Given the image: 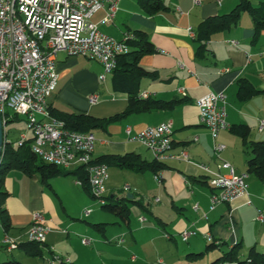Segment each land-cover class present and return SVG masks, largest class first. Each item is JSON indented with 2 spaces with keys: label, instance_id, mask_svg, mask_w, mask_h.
<instances>
[{
  "label": "crops",
  "instance_id": "crops-1",
  "mask_svg": "<svg viewBox=\"0 0 264 264\" xmlns=\"http://www.w3.org/2000/svg\"><path fill=\"white\" fill-rule=\"evenodd\" d=\"M163 3L167 10L149 15L138 2L132 4L121 0L120 10L114 22H103L105 11L98 12L92 21L102 33L118 40H121L127 32H144L155 46L156 51L143 56L140 60V65L153 73V77L143 78L140 81V95L147 94L148 98L165 102L173 100H182L183 102L177 104L173 109L132 114L120 121L106 125L105 128L93 130L92 133L97 138V143L92 159L96 162L102 156L109 154L136 153L143 160L152 162L153 156L152 160H147L140 154L141 150L137 145L141 146V144L128 141L126 129L130 127L132 133L135 134L147 126L170 121L173 124L172 153L179 154L185 151L191 161L216 170L214 141L209 129L200 122L196 101L210 91L225 92L228 100L227 122L229 128L221 131L218 138V142L226 145L222 158L231 163L238 172H247L249 143L264 141V129L259 130L260 120H264V30L255 38L253 19L248 13H245L237 26L213 35L211 40L205 43V50L199 55L200 44L196 40L199 24L210 17L230 13L236 8L239 0H222L221 4L217 0H201L198 5L194 3V0H171L170 3H166V1ZM251 3L254 6H259L264 3V0H251ZM232 41H235L237 45L232 44ZM81 58L85 57H69L64 52L58 55L59 81L56 91L49 99L50 107L94 118H97L94 116L97 115V112L94 111L96 108L106 107L105 119L124 113L128 107V96L118 92H114L115 95L110 97L102 96L100 93L101 84L107 81L108 75L102 80L100 76L103 74V66L97 61L85 58L90 61L86 62ZM124 60L121 57L117 66L121 67V62ZM110 75H112L113 83L115 74L113 72ZM243 82L261 92L247 99L241 98L239 92ZM180 88L187 91V97H182L179 94L178 89ZM92 94L98 96V102L95 104L89 101ZM18 119L19 117L12 118L13 121ZM242 125L249 128L246 139L241 132L237 133L232 130L234 127ZM8 139L14 142L10 139L9 133ZM166 164L167 167L161 172L162 182L157 183L155 178L154 180L160 187L168 190L172 206L178 212L179 216L175 226L177 233L181 238V233L184 230L191 229L198 232L196 236L185 242L190 244L186 257L185 254L178 255V260L174 264H186L187 262L183 258L190 260L204 255L202 250H197L199 248L197 243L196 245L190 243L193 238H202L210 244L218 245L213 248L216 251L209 260L210 264L231 251L236 243L240 244L237 250L238 260L246 261L247 253H243L240 257L239 250L244 245L245 248H248L246 246L247 225L260 222L257 218L260 213L264 214V183L256 176L249 175L247 195L231 204H221L211 211L212 189L208 185V175L196 165L186 161L170 160ZM112 166L114 165L108 166V170ZM76 169L64 170L75 171ZM118 169L128 176L127 184L123 188L112 187L109 189L107 180V197L116 203L120 199L118 194L125 191V186L131 188L129 194L133 195V200L139 203L130 202L133 204L132 209L127 206L129 217L124 222L130 227L131 212L139 217L140 222V218H145L142 211H148L143 202L136 199V196L148 183L147 174L152 173H137ZM152 175L154 177V174ZM60 178L67 179L69 183L81 188L80 192H85L92 197L84 189L83 184H78V181L81 180L73 175H61L48 182H43L40 174L29 176L16 170L5 178L4 188L9 193L5 208L10 216L11 228L7 232L0 225V250H6L1 244L6 234L15 232L20 226L30 228L33 215L40 212L46 217V223L51 228L46 243L41 246L42 259L45 260V264H50L53 255L60 256L67 264H126L124 263L127 261L126 258L123 259L121 256L124 250L121 246L125 245L124 235L122 238L115 239V247L112 245L114 242L106 236V230L102 224L100 227L97 226L100 232L98 235L88 227L46 214L49 211L45 204L46 194H49L48 190L56 192L54 186ZM167 184L168 186H166ZM249 200H251V204L247 203ZM7 201L9 202L7 203ZM24 201L26 205H24ZM156 202H161V200L157 198ZM196 206H198V210H195ZM39 207L41 208L38 210ZM188 209L193 212V219H184L185 214L182 212ZM159 222L165 228L166 224L160 219ZM141 225L144 230L151 224L149 225V221L146 219V222ZM232 225H234V230H232ZM72 233L78 239H73ZM123 234L129 236L127 231ZM208 234L213 238L212 241L206 239L205 236ZM23 237V235H18L16 238L23 242ZM83 237L91 239L92 243L90 245L83 244ZM170 237L167 239L165 236L167 240H176L175 237L171 235ZM254 237L255 244L251 248L254 247L258 251V238L256 235ZM132 238L136 239L133 235ZM131 244L130 249H134V244ZM208 246L207 250H209ZM225 247H227V251H223ZM28 251L35 252L32 248ZM6 252L9 251L6 250ZM25 253L31 256L27 251ZM140 257L142 261L139 264H149L146 255ZM7 260H10L8 256L0 254V263ZM137 260L135 255H132V261ZM157 262L164 264L162 259H158ZM219 264H225V262ZM230 264H237V262Z\"/></svg>",
  "mask_w": 264,
  "mask_h": 264
},
{
  "label": "built area",
  "instance_id": "built-area-1",
  "mask_svg": "<svg viewBox=\"0 0 264 264\" xmlns=\"http://www.w3.org/2000/svg\"><path fill=\"white\" fill-rule=\"evenodd\" d=\"M221 4L222 0H217ZM121 0H0V114L4 125V149L8 139L6 127L14 117H25L32 136L22 134L15 146H22L32 139L31 149L44 162L64 169L83 167L88 175L90 193L101 205L108 202L106 182L108 166L96 163L92 159L97 138L93 133L77 132L66 127V122L55 117L50 110L49 99L57 89L59 74L57 57L64 52L69 57H85L97 61L103 66L102 80L113 73L122 56L130 53V43L136 40L134 32L125 33L121 40L102 33L92 18L105 11L104 21L112 23L120 10ZM196 5L201 0H194ZM237 45L235 41L231 42ZM182 97H187L184 88L178 89ZM142 98H148L142 94ZM90 103L98 102L97 95H91ZM201 124L207 127L214 141L216 170L204 164L195 163L183 151L172 153L173 124L164 122L147 126L133 134L126 129L129 142L139 143L149 150L159 162L182 160L196 165L208 175L212 189L210 210L221 204H231L248 194L249 174L238 172L236 168L222 158L226 145L218 142L221 131L229 128L227 122L228 100L225 92H213L196 101ZM264 129V120H260L259 130ZM157 183L163 180L162 173L154 175ZM82 181L78 184L82 185ZM125 191L131 188L125 186ZM159 201V200H158ZM251 204V200L247 202ZM198 210V206L195 207ZM92 209L83 211L84 218L90 217ZM264 223V214L258 218ZM46 217L37 212L27 232V241L45 244L51 228ZM145 223V218H140ZM1 225V223H0ZM234 230V225H232ZM198 234L197 230L187 229L181 233V239L187 242ZM170 239V235H165ZM212 241L211 235L205 236ZM85 245L92 243L82 238ZM22 240L8 234L1 241L2 247L12 252L18 249ZM61 257L53 256V262Z\"/></svg>",
  "mask_w": 264,
  "mask_h": 264
},
{
  "label": "trees",
  "instance_id": "trees-1",
  "mask_svg": "<svg viewBox=\"0 0 264 264\" xmlns=\"http://www.w3.org/2000/svg\"><path fill=\"white\" fill-rule=\"evenodd\" d=\"M138 3L149 15L167 10V7L162 0H138ZM245 13H248L253 19L255 38H257L264 30V3H261L259 6H254L251 3V0H239L236 8L230 13L210 17L199 24L196 31V40L200 44L198 54H202L205 50V43L211 40L213 35L237 26L240 23L242 15ZM134 33L136 34V40L130 43L131 51L129 54L122 56L125 60L121 62V67L117 66L113 78L114 91L124 93L128 96L127 110L122 114L107 119H97L88 115L67 113L50 107L51 113L55 117L65 121L68 129L77 132L92 133L93 130L97 128H105L106 125L120 121L132 114H141L162 109H173L177 104L183 102L182 100L165 102L141 97L139 88L140 81L143 78L153 77V73L143 68L140 65V60L145 55L155 53L156 49L144 32L135 31ZM120 59L118 63L120 62ZM260 92L261 91L256 90L254 87L243 82L240 87L239 95L241 98L247 99ZM11 122H13V120H10L8 124ZM232 130L237 133L241 132L244 139H246L249 134V128L243 125L237 128L234 127ZM31 143L32 139H28L22 146H15L14 142L5 143L4 156L0 162V223L7 232L11 228V220L8 210L5 208V202L9 193L4 188V182L6 175L10 170H20L29 176L40 174L43 182H48L61 175H73L83 182L84 189L91 195L88 184V175L83 167H79L75 171H65L63 168L56 165L48 164L33 153ZM248 147L249 158L247 160V173L256 176L262 183H264V141L250 142ZM96 163L106 164L107 166L114 165L120 169L131 170L137 173L151 172L154 175L161 173L167 167L166 162H159L155 159L152 162H148L143 160L141 156L136 153H127L124 155L109 154L99 158ZM204 183L206 182L204 181ZM107 199L110 203H106L105 205H102V207L108 209L111 213L118 215L123 220L129 217V209L126 205V201L139 203L136 200L130 201L126 198H120L116 203H113L109 197H107ZM96 226L100 227L101 224ZM41 246V244L37 243L22 242L18 249H25L29 255L43 258ZM217 246L218 245L215 243H212L208 248L213 249ZM239 247L240 244L236 243L231 251L224 254L213 264H219L221 262L264 264V253L257 251L254 247L250 249L246 261H239L237 257V250ZM30 248L34 249L35 252L28 251ZM53 256L51 257L50 264H67L63 259H61L60 262L52 263ZM0 264L22 263L16 259H10L1 262Z\"/></svg>",
  "mask_w": 264,
  "mask_h": 264
},
{
  "label": "rangeland",
  "instance_id": "rangeland-1",
  "mask_svg": "<svg viewBox=\"0 0 264 264\" xmlns=\"http://www.w3.org/2000/svg\"><path fill=\"white\" fill-rule=\"evenodd\" d=\"M163 2L170 3L171 0H162ZM125 2H129L135 4L138 0H125ZM82 61L88 62L85 58H81ZM90 62V61H89ZM102 90L100 91L101 95L104 97H110L114 94V88L112 83V75L108 74V79L105 83H102ZM94 94V93H93ZM92 94V95H93ZM109 106V105H108ZM107 106V107H108ZM97 112V118L105 119V114H107V108H99L95 109ZM91 115V113H89ZM93 116V115H92ZM109 116V115H108ZM110 118V117H107ZM10 139L14 142L20 138L22 134H26L28 136H32V131L28 129V124L26 122L25 117H19L17 121H13L8 124L6 127ZM138 148L141 150V155L144 159L152 160V154L142 145H137ZM16 171L15 169L10 170L6 177L12 175V173ZM127 173V172H126ZM109 179L107 183V187L110 189L112 187L115 188H123L125 184H127L128 176L121 172L117 167H110L108 170ZM131 175V174H130ZM133 175V174H132ZM148 180L144 187L140 190L139 194L136 196L137 200H141L144 206L148 209V211H142L143 217H145L149 221V225L147 228H141V223L139 222V217L131 212L130 214V227L127 226L125 220L120 218L118 215L111 213L108 209L103 208L102 205L99 203L98 200L90 197L85 192H80L81 188H77L74 184H71L67 181V179L60 178L56 183L55 190L53 192L48 190L49 194H46V201L45 204L49 209L46 214L52 215L57 217L61 220H66L69 222H75L83 227H88L92 232H96L98 235L99 229L96 225L102 224L106 230V236L114 242L112 244L116 247L115 239L118 237L123 236L125 240V245L121 246L124 248L123 259L126 258L127 261L124 263L126 264H139L141 263V255L147 256V262L149 264H158V259H162L164 264H174L178 260V255H184L186 257V252L189 249V243H185L181 240L179 233L175 228L176 226V219L179 216L177 210L172 206V200L170 198L168 190L164 187H160L152 174H147ZM150 180V181H149ZM168 186V184L166 185ZM76 187V188H75ZM49 189V188H47ZM79 189V190H78ZM134 189V188H133ZM129 192L123 191L118 194L119 198H125ZM159 198L161 202H156V199ZM11 199V198H10ZM13 199V198H12ZM9 201H7L8 203ZM110 202L108 201L107 204ZM24 205L26 202L24 201ZM43 205V204H41ZM126 205L132 209L133 204L126 201ZM20 207V205H18ZM185 207V206H184ZM41 207L38 208V210ZM186 208V207H185ZM9 209V208H8ZM85 209H92L93 214L90 215L89 218H84L83 211ZM180 213V212H179ZM184 215V219L190 218L193 219V212L190 209L183 210L182 212ZM159 219L162 220L166 226L165 228L160 224ZM131 229V231H128ZM29 228L25 226H20L15 232H9V236L12 238H16L18 235H23L24 241H27V232ZM127 231L129 236L123 234V232ZM166 234H170L171 236L175 237V241H170L165 238ZM246 246L242 247L239 250L240 257L244 253L247 255L249 254L250 248L253 246L255 241V235L258 238L257 243L258 251L264 253V223L256 222V223H249L246 227ZM132 235L136 238L135 240L132 238ZM71 237L73 239H78L72 233ZM119 238V239H121ZM197 239V240H195ZM199 239V240H198ZM195 240V241H193ZM190 241L193 245L198 244L199 248L197 250H202L204 255L197 256V258L185 259L186 264H210L209 261L212 258L213 253L216 251L215 249L207 250V246L210 242L203 240L202 238H193ZM131 243L134 244V249H130ZM44 245V244H43ZM137 245V246H136ZM250 246V247H249ZM14 250L13 253L6 252V250H0V254L3 256H8L9 259H16L20 261L22 264H45L44 259L40 257H33L26 255V250ZM263 250V251H262ZM223 251H227V247L223 248ZM117 254V252H116ZM132 255H135L137 261H132ZM223 255V254H222ZM221 255V256H222ZM21 258V259H20ZM121 259V258H120ZM188 260V261H187ZM145 263V262H144ZM212 264V263H211ZM225 264H230L225 262Z\"/></svg>",
  "mask_w": 264,
  "mask_h": 264
},
{
  "label": "water",
  "instance_id": "water-1",
  "mask_svg": "<svg viewBox=\"0 0 264 264\" xmlns=\"http://www.w3.org/2000/svg\"><path fill=\"white\" fill-rule=\"evenodd\" d=\"M4 138H5V135H4V125H3V122H2V117H1V114H0V162L2 161L3 159V156H4ZM127 200H130V201H133L134 199V196L131 195V194H128L127 197H125Z\"/></svg>",
  "mask_w": 264,
  "mask_h": 264
}]
</instances>
